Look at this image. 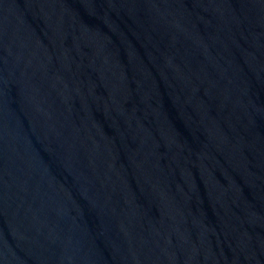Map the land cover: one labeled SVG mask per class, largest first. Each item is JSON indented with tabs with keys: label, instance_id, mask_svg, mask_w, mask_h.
Segmentation results:
<instances>
[{
	"label": "water",
	"instance_id": "95a60500",
	"mask_svg": "<svg viewBox=\"0 0 264 264\" xmlns=\"http://www.w3.org/2000/svg\"><path fill=\"white\" fill-rule=\"evenodd\" d=\"M0 264H264V0H0Z\"/></svg>",
	"mask_w": 264,
	"mask_h": 264
}]
</instances>
